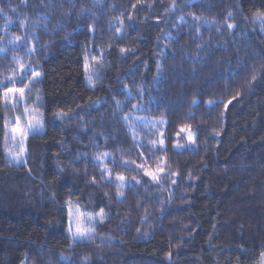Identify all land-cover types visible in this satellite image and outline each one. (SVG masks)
<instances>
[{"label": "trees", "instance_id": "trees-1", "mask_svg": "<svg viewBox=\"0 0 264 264\" xmlns=\"http://www.w3.org/2000/svg\"><path fill=\"white\" fill-rule=\"evenodd\" d=\"M0 9L21 45L0 54V264H264V0ZM16 59L39 73L43 113L19 167L2 99ZM126 115L165 120L163 146ZM183 128L195 148L176 147ZM75 211L93 218L86 241Z\"/></svg>", "mask_w": 264, "mask_h": 264}, {"label": "rangeland", "instance_id": "rangeland-1", "mask_svg": "<svg viewBox=\"0 0 264 264\" xmlns=\"http://www.w3.org/2000/svg\"><path fill=\"white\" fill-rule=\"evenodd\" d=\"M260 21L264 25V17L260 19ZM10 27V23L7 22L4 25H2V32L3 35L0 36V49L3 51H0V54L7 53L10 48H17L20 47V41L16 39V37L12 36L11 34L7 33L6 28ZM20 63L24 64L26 68L29 69L27 76L23 79L22 82H20V76L22 73L19 71L17 64L16 71L10 75L11 77H14L18 82L13 85L7 80V84H10V87L15 88H23L25 85H28V89L25 91V95L23 98L19 97V94H15V99L10 98L7 102L5 101V106L9 113V122H8V130H7V156L8 160L11 165L13 166H23L26 162L27 158V147L26 142L27 139L31 136H34L36 134H39L42 126H43V113L40 109L41 104V98L39 95V91L37 90L36 86L38 84V81L40 79L39 73H37L33 68L29 67L26 64V61L24 59H19ZM33 72L38 74V77L36 78L37 82L29 83L34 79ZM27 110V111H26ZM17 117L20 118L19 125H17ZM37 120L39 123H37ZM154 120V119H151ZM149 120V118L142 117L139 115H126L124 116V122L125 126L131 131L133 134L132 136L138 140V139H149L151 142H157L159 143L160 140H163V125H165V120L162 119H156L154 121ZM32 123L35 125V130L30 131L26 138L23 140V144L21 145V138L19 133H14L13 129L17 126L27 129L29 123ZM189 134H191V139H189ZM15 135V139H13V136ZM149 135V136H147ZM195 133L189 129V128H183L180 130V134L177 136V142L176 147L179 145L180 147H177L178 149H193L195 148ZM160 144V143H159ZM23 146L25 151L23 153L20 152V148ZM111 159V156L107 153L104 154L100 158V163L104 166L106 170H108L109 175L112 176L114 182H116L118 185H123L121 187L126 188L128 186H131L132 179H130L127 176L116 174L114 170L112 172L110 169L112 168L111 165H106V163ZM112 162V160H111ZM125 165H128L127 162L124 163ZM117 166V165H116ZM130 165H128L129 167ZM114 169V168H113ZM118 176H123L124 180L120 181L117 179ZM79 217L82 221V226L91 229V226L94 224L93 218L92 221L89 222V217H85L82 214H80L79 211H75L72 216V224L75 228V221L76 218ZM89 235L91 237L92 232H89ZM90 239L88 236L84 237L83 239H76V242L79 241H86Z\"/></svg>", "mask_w": 264, "mask_h": 264}, {"label": "snow or ice", "instance_id": "snow-or-ice-1", "mask_svg": "<svg viewBox=\"0 0 264 264\" xmlns=\"http://www.w3.org/2000/svg\"><path fill=\"white\" fill-rule=\"evenodd\" d=\"M3 10L0 9V12H2ZM21 26H24V21H21ZM229 28L232 27V25H228ZM17 40H19L20 38L19 37H16ZM0 51H3L2 49H0ZM16 64L18 66V69L19 71L22 73V75L20 76V82L23 81V79L27 76L28 74V71L29 69L25 67L24 64L20 63L19 59H16ZM16 69H13V72H15ZM33 77L34 79L32 81H30L29 83H33V82H37L36 78L38 77V74L37 73H34L33 72ZM7 80L12 83L13 85H15L18 81L14 78V77H7ZM6 87V86H5ZM26 89H28L30 91V89L28 88V85H25V87L23 88H15V87H6V90L4 91L3 93V97L2 99L4 101H8L10 98L12 99H15V94H19V97L20 98H23L24 95H25V91ZM27 111V110H26ZM19 121H20V118L17 117V125H19ZM37 123H39V121L37 120ZM35 130V125H33L31 122L29 123L28 125V128L27 129H24V128H21L19 126H17L16 128L13 129V132L14 133H19L20 135V138H21V145L23 144V140L26 138L27 134L30 132V131H34ZM15 135L13 136V139H15ZM191 134H189V139H191ZM155 144V142H153ZM160 145L163 146L164 144V141L163 140H160L159 141ZM177 147H180L179 145H177ZM25 151V149L23 148V146H21L20 148V152L23 153ZM99 159V157H98ZM159 171H163V169H159ZM148 175H152V178L153 179H156L157 177L154 176L152 173H147ZM118 180L120 181H123L124 180V177L123 176H118L117 177ZM119 186H123V185H119ZM89 222L92 221V218L89 217ZM69 232H73V227H72V224L70 223L69 225ZM91 231V229H87L85 227L82 226V221L80 220L79 217L76 218V221H75V232L73 233V239L76 240V239H83L84 237L89 236V232Z\"/></svg>", "mask_w": 264, "mask_h": 264}]
</instances>
